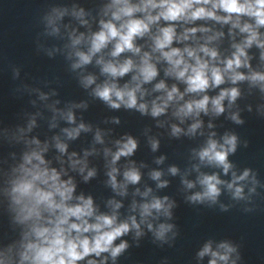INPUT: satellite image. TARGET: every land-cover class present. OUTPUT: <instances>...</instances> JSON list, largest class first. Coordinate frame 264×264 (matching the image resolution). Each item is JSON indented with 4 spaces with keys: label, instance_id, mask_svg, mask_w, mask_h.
Returning a JSON list of instances; mask_svg holds the SVG:
<instances>
[{
    "label": "clouds",
    "instance_id": "clouds-1",
    "mask_svg": "<svg viewBox=\"0 0 264 264\" xmlns=\"http://www.w3.org/2000/svg\"><path fill=\"white\" fill-rule=\"evenodd\" d=\"M65 10L53 9L48 16L47 23L51 33L56 34L59 28L56 26L66 13ZM223 13V14H220ZM104 16L110 14L108 20H100V30L87 38L90 45L87 52L80 51L77 46L85 41V36L75 33L70 34L71 45L74 50L69 53V58L76 57L71 65L72 69H79L92 62L96 54L101 53L109 44H113L110 56L113 59L105 60L103 56L96 60L100 65L101 73L109 77L102 84H97L92 95L99 98L112 109H135L141 115L150 114L153 118L165 114L170 105L174 106L173 116L181 123L186 118H193L194 122L187 129V135H195L202 127V121L198 119L201 113L208 115L210 112L219 116L225 112L224 101L228 100L229 107L235 103L241 95L238 87L222 88L218 95L210 97L206 93L210 88H217L230 81L233 85L247 81L250 87H258L264 93V71L253 70L250 64L251 57L247 49L253 45L261 50L260 59L264 62V39L259 32L264 28V0H111L103 10ZM73 15L82 18L85 13L83 9L73 12ZM242 17L254 20V23L243 22ZM215 21L221 25L230 24L229 34L233 29L246 34L240 43H233L234 51L230 57L221 59L218 49L210 46L212 42L218 41L224 36L222 31H213L211 28L194 25L197 21ZM161 21L164 24H161ZM81 23H87L81 19ZM178 27L181 31H177ZM155 28V32H153ZM211 34L209 35L208 33ZM203 34L198 36L197 34ZM148 36L151 40L150 51H142V46L136 44V40ZM203 40V43L200 41ZM174 43L183 44V47H173ZM131 53L139 57L138 62L131 57L122 62L118 58L124 53ZM165 62V76L172 77L185 84L183 92L173 84L170 88L164 80L156 83L153 92L163 93L150 103L144 101L148 94L142 86L151 83L159 75L157 64ZM248 69L247 73L239 69ZM135 73L131 80L122 87L117 80L129 73ZM96 77L93 75L83 76L81 84L88 88L95 84ZM187 94H195L200 98L185 101ZM203 94V95H200ZM43 98V96H42ZM144 101V102H141ZM184 101L183 103H180ZM86 107V104L78 105ZM67 121L74 123L75 118L69 110L66 114ZM231 119L237 124H243V120L237 114H232ZM119 123L118 118H114ZM33 120L29 124V130L34 125ZM54 126V125H53ZM209 127H212L209 124ZM90 127L81 123L78 127L64 129L69 139H75L81 131H90ZM182 129L173 124L171 135L179 136ZM211 133L203 146L195 154L202 164L222 168L227 175L231 171V181L220 179L218 174L200 173L196 181L183 179L182 183L187 189H192L198 183L201 191H197L187 197V201L193 204L208 203L209 206L217 203L221 195L223 185L234 200H249L251 194L255 193V186L259 183L251 169H245L240 175L232 171L233 164L229 161V155L235 154L238 147V137L235 134H225L220 143ZM56 139V148L61 152L67 151V145ZM95 140L103 143L102 134L97 130ZM36 148L24 153L22 163L12 169L13 177L9 181L10 187L5 190L10 198V210L15 214L14 222L24 226L22 239L19 245H10L0 250V264H78L90 255L100 257L102 253H110L115 260L123 253L128 244L122 241L114 245V241L131 230H135L137 237L143 235L141 225H146L156 240L167 242V234L173 232L175 225L171 223H159L155 227L152 221L160 216L172 218V208L175 206L167 196L163 198L152 197L148 202L137 205L133 203V210L138 208L140 221L135 216L128 220L117 222L115 209L121 204L109 201L113 206V214H96L91 196L85 198L83 195L74 198L75 184L72 179H61L62 172L50 168L43 153L47 146H41L38 140L30 141ZM151 148L156 151L159 142L155 139L150 141ZM117 150L112 153L105 149V155H111L108 183L120 195L126 194L127 184H137L141 179L138 168L131 166L124 173V183L117 182L118 169L116 163L121 157L132 156L138 142L132 136H126L116 141ZM247 147V142H245ZM90 153L85 152V157ZM76 153L69 157L71 167L84 173L87 168L86 160L75 159ZM163 157L156 162L162 163ZM194 168L199 171V165ZM175 166L169 168L172 175L178 173ZM95 170L87 171L84 180L87 181L95 176ZM151 179L157 181V187H166L168 182L162 181L161 171H152ZM250 181L253 187L249 188V195L244 192L245 184ZM139 191V190H137ZM151 189L142 195L147 197ZM75 199L76 203H71ZM222 211L228 208L221 205ZM246 212L252 211L250 208ZM94 219V222H90ZM176 233L173 232L175 236ZM235 254V258H233ZM198 257H210L208 264H237L240 254L237 247L232 243L224 241L215 248L211 241L204 244L197 253ZM87 264H97L96 260H88ZM100 264H104L103 261Z\"/></svg>",
    "mask_w": 264,
    "mask_h": 264
}]
</instances>
